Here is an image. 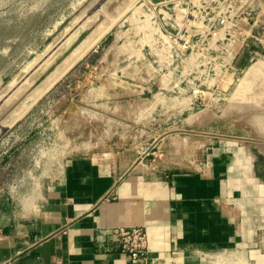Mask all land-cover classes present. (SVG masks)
Returning <instances> with one entry per match:
<instances>
[{
	"label": "rangeland",
	"instance_id": "rangeland-1",
	"mask_svg": "<svg viewBox=\"0 0 264 264\" xmlns=\"http://www.w3.org/2000/svg\"><path fill=\"white\" fill-rule=\"evenodd\" d=\"M217 4L0 0V205L80 152L197 170L240 141L264 165V57L236 65L241 15L222 29Z\"/></svg>",
	"mask_w": 264,
	"mask_h": 264
},
{
	"label": "crops",
	"instance_id": "crops-1",
	"mask_svg": "<svg viewBox=\"0 0 264 264\" xmlns=\"http://www.w3.org/2000/svg\"><path fill=\"white\" fill-rule=\"evenodd\" d=\"M201 1L238 12L230 9L235 2ZM240 24L236 65L264 57V15ZM218 146L197 170L157 167L131 150L80 152L26 195L9 186L0 264H134L112 230L136 226L147 232L149 264H216L200 251L237 247L264 264L255 249L264 229V165L240 141Z\"/></svg>",
	"mask_w": 264,
	"mask_h": 264
},
{
	"label": "built area",
	"instance_id": "built-area-1",
	"mask_svg": "<svg viewBox=\"0 0 264 264\" xmlns=\"http://www.w3.org/2000/svg\"><path fill=\"white\" fill-rule=\"evenodd\" d=\"M227 2H240L236 11L243 15L240 14L242 16L241 18L246 20V23L251 19H254L253 22H258L259 17L264 15V0H227ZM255 14L256 16H254ZM232 17V13H225L222 16L219 21L222 29L227 27ZM242 33L241 31V34ZM215 34L217 33L214 32V35ZM222 66H224V68H222L223 70L228 71L229 68L225 65ZM112 231L118 238L121 251L128 255L134 264H149L148 235L144 227H115ZM257 239L255 249L264 252V229L258 233ZM200 255L202 257L213 258L216 264H255L251 258V249L247 247L223 249L214 252L200 251Z\"/></svg>",
	"mask_w": 264,
	"mask_h": 264
},
{
	"label": "bare ground",
	"instance_id": "bare-ground-1",
	"mask_svg": "<svg viewBox=\"0 0 264 264\" xmlns=\"http://www.w3.org/2000/svg\"><path fill=\"white\" fill-rule=\"evenodd\" d=\"M258 64H259V63H258ZM258 64H257V65H258ZM263 64H264V63H263ZM263 66H264V65H263ZM263 66H262V67H263ZM260 68H261V66H260ZM262 69H264V68H262ZM262 69H261V70H262ZM253 70H254V69H253ZM259 71H260V70H259ZM253 72H254V71H253ZM255 73H256V72H255ZM263 132H264V131H263Z\"/></svg>",
	"mask_w": 264,
	"mask_h": 264
},
{
	"label": "trees",
	"instance_id": "trees-1",
	"mask_svg": "<svg viewBox=\"0 0 264 264\" xmlns=\"http://www.w3.org/2000/svg\"><path fill=\"white\" fill-rule=\"evenodd\" d=\"M246 61H243V63L245 64Z\"/></svg>",
	"mask_w": 264,
	"mask_h": 264
}]
</instances>
